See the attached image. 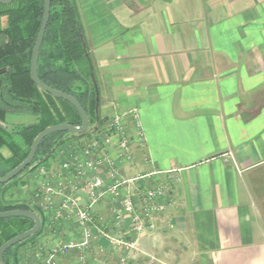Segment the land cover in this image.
Wrapping results in <instances>:
<instances>
[{"label":"crops","instance_id":"crops-1","mask_svg":"<svg viewBox=\"0 0 264 264\" xmlns=\"http://www.w3.org/2000/svg\"><path fill=\"white\" fill-rule=\"evenodd\" d=\"M74 2L100 117L125 115L132 139L130 159L105 149L97 175L107 184L114 171L140 179L92 209L88 249L59 253L58 264H264V0ZM62 163L49 160L46 177L23 180L32 206L46 179L63 192L42 207L44 231L23 264L83 237L72 215L57 214L66 196L88 206L90 180L77 182ZM158 187L167 210L154 231L137 234L125 191L137 198Z\"/></svg>","mask_w":264,"mask_h":264},{"label":"trees","instance_id":"trees-1","mask_svg":"<svg viewBox=\"0 0 264 264\" xmlns=\"http://www.w3.org/2000/svg\"><path fill=\"white\" fill-rule=\"evenodd\" d=\"M16 4L18 7L14 6ZM0 6V17L8 20L7 27L0 30V70H5L0 75V177H3L28 158L34 140L45 129L60 124L81 126L82 118L71 104L42 91L32 81L31 60L43 22L45 0H16L9 6ZM92 71L96 74L74 0H52L51 18L39 61V77L48 87L76 98L87 112L91 124L95 122L96 108ZM14 115L36 119L35 124L23 126L19 132L24 148L8 141L3 134L7 118ZM68 136L85 137L66 132L50 135L42 142L28 169L10 183L0 185V213L34 210L42 219V229L38 234L6 252L7 264H23L28 246H32L30 252L34 256L35 242L45 227L43 212L18 198L27 186L22 179L26 173L35 172L38 165L49 161ZM4 147L12 153L9 161H5L1 153ZM34 226L35 223L27 218L0 220V248Z\"/></svg>","mask_w":264,"mask_h":264},{"label":"built area","instance_id":"built-area-1","mask_svg":"<svg viewBox=\"0 0 264 264\" xmlns=\"http://www.w3.org/2000/svg\"><path fill=\"white\" fill-rule=\"evenodd\" d=\"M125 120V115H117L109 119L104 126H101L99 132L93 133V137L83 144L79 155L73 154L69 156L59 166L62 171L74 170L76 173L75 180L77 182L82 179L90 180V184L87 185L89 204L85 209H80L75 199L70 196L64 198L57 217L63 219L65 214L68 216L72 215L83 233V237L79 241H71L57 248L49 255L46 264H57L56 259L59 253H66L73 250H87L94 238L92 229L89 227V224L93 221L91 216L92 209L108 196L118 197L121 189H125L129 184H133L140 179H123L114 171L110 175L111 184H107L103 178L97 175L100 166L107 163L105 155L103 154L105 149L113 148L119 157L127 161L130 159L132 139L129 130H127ZM37 173L38 175L46 177V168L39 169ZM90 176L92 178H89ZM46 180L47 194H38V198L42 201L44 207H46L45 204L54 205V196L63 193L61 189H52L50 180ZM125 193L126 199L123 203V211L132 216L133 231L137 234L154 231L155 219L164 213L168 207L165 202L161 201L164 195H166L165 189L162 187L146 189L145 192L139 193V197L137 196V198L128 195L126 191ZM142 194L143 198L141 197ZM140 200L142 201V207ZM141 208L142 215L138 212V209ZM111 242L124 245L127 248L134 246V244L127 243L123 240H112Z\"/></svg>","mask_w":264,"mask_h":264},{"label":"water","instance_id":"water-1","mask_svg":"<svg viewBox=\"0 0 264 264\" xmlns=\"http://www.w3.org/2000/svg\"><path fill=\"white\" fill-rule=\"evenodd\" d=\"M15 1L16 0H0V4L8 6L14 3ZM51 12H52V0H45V11H44L43 22H42L41 30H40V33H39V36H38V39H37V42H36V45L33 51L32 60H31L32 81L42 91L50 94L56 99L64 100L68 102L69 104H71L80 114L82 118V125L73 126L70 124H60V125L51 126L45 129L34 140L28 158L23 163H21L19 166H17L14 170H12L9 174H7L6 176L0 177V185L8 184L14 179H16L17 177H19L22 173H24L33 164L42 142L50 135L55 134V133L66 132V133H71L75 136H87V135L93 134L99 128L100 93H99L98 84H97L94 71H92L91 73V78H92V83L94 85L95 92H96V123H95V126H91V122H90L87 112L85 111L81 103L76 98L64 92L50 88L44 83H42V81L40 80L39 61H40V56H41V50L43 47V43L45 40V36H46L47 29L49 26L50 18H51ZM4 72L5 70H0V75L3 74ZM9 218H27L33 221L35 223V226L32 229L8 241L0 248V264H7L4 257L8 250L17 246L18 244L25 242L31 237L35 236L36 234L40 232L42 228V219L40 215L33 210H17V211L0 213V220L9 219Z\"/></svg>","mask_w":264,"mask_h":264},{"label":"rangeland","instance_id":"rangeland-1","mask_svg":"<svg viewBox=\"0 0 264 264\" xmlns=\"http://www.w3.org/2000/svg\"><path fill=\"white\" fill-rule=\"evenodd\" d=\"M14 6L18 7V4L14 5ZM1 9H2V7L0 6V10ZM7 23H8L7 17H0V30L6 28ZM86 57H87V60L89 61V64H90V59L88 57V54H86ZM90 66H91V64H90ZM99 114H100V112H99ZM100 116L101 115H99V117ZM101 121H102L103 126L105 125L104 123H107V121L106 122L103 121V119L100 117L99 126L101 124ZM35 122H36V119L33 116H20V115L9 116L7 118V123L4 125L6 127V129H5V131H3L4 132L3 134L8 141H14L20 147L22 146V148H24L22 137H21V135H19V132L22 130L23 126L27 127L29 125H33V124H35ZM95 123H96V108H95V122L92 124V126H95ZM127 130H129V125H127ZM99 131H100V127L94 133L99 132ZM91 136H93V134L87 135L84 138H89ZM82 139L83 138H81V139L80 138H74L73 136L66 137L65 143L63 145H61L59 148H57L56 153L50 158V161L57 159V161L63 162L65 160H67L69 156H72L73 154L79 155L81 153V149H82L83 144H85L86 142L89 141V140L86 141V140H84V139L82 140ZM1 153H2L5 161H9L12 157V153L7 147L2 148ZM43 165H44V163L38 165L39 167L37 168V170L35 172L39 171V169H41V168H45ZM33 168H31L28 172H31V170ZM32 173H34V172H32ZM29 174L30 173H26L22 180H24V178H26V176H28ZM32 192L33 191H31V190L27 191L26 187H24L21 190V192L19 193L18 198L20 200H25L26 203H28L30 206H32L33 204L31 203V201L33 200V197H34ZM39 194H43V192L39 193ZM138 197H139V195H138ZM140 199H141V197H140ZM36 201H37V204L35 206H32V207L39 208L40 211L42 212L43 211L42 207H44L42 201L39 198ZM45 208L46 207H44V209ZM47 258H45V257L41 258L42 264H46ZM56 263L58 264L57 259H56Z\"/></svg>","mask_w":264,"mask_h":264}]
</instances>
